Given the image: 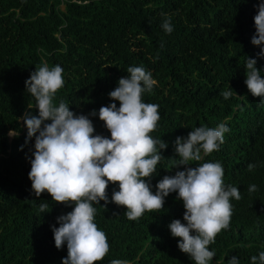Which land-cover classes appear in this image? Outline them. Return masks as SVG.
Wrapping results in <instances>:
<instances>
[{"label":"trees","instance_id":"trees-1","mask_svg":"<svg viewBox=\"0 0 264 264\" xmlns=\"http://www.w3.org/2000/svg\"><path fill=\"white\" fill-rule=\"evenodd\" d=\"M260 0H0V264H62L66 244L57 249L52 226L72 206L55 203L44 192L36 197L28 173L34 137L27 140L23 124L26 113L38 115L35 99L25 89V80L35 68L47 64L63 68V87L54 103L63 100L75 114L87 115L95 133L110 137L93 110L112 101L108 93L127 77L129 67L141 66L156 81L145 103L157 104L160 119L149 133L173 145L199 126L214 128L223 123L227 148L233 159L220 157L226 165L224 183L239 189L241 199H232L230 225L215 237L209 250L216 255L209 264H227L236 256L239 264H252L251 257L264 251V105L239 99L245 83L246 61L256 58L264 78L260 47L251 44L253 17ZM170 17L173 31L162 28ZM233 90L225 99L221 94ZM50 123V121H48ZM10 130L18 135L9 137ZM160 131L159 133H157ZM156 132V134H155ZM167 151L151 177L152 191L170 164ZM215 152V151H213ZM187 167L218 162L215 153ZM255 167L250 171L248 165ZM169 165V166H168ZM184 168L185 166H181ZM166 169V170H165ZM256 191L249 192V186ZM116 184L109 183V200ZM175 192L165 197L163 210L146 211L129 220L127 209L104 201L96 208L94 223L106 234L109 252L94 264L113 259L129 264H195L176 248L169 223L183 209ZM49 207L44 213L40 205ZM182 223H186L180 219Z\"/></svg>","mask_w":264,"mask_h":264},{"label":"clouds","instance_id":"clouds-1","mask_svg":"<svg viewBox=\"0 0 264 264\" xmlns=\"http://www.w3.org/2000/svg\"><path fill=\"white\" fill-rule=\"evenodd\" d=\"M253 17L255 34L251 38L254 46L264 45V0H260ZM166 33L173 27L170 17L162 23ZM264 58V46L256 54ZM257 59L246 61L244 85L239 99L247 98L264 105V78L256 67ZM63 68L43 64L30 73L25 80V89L35 99L38 115L26 113L23 124L27 129L26 143L34 137V151L30 160L28 179L36 197L47 192L55 203L72 206V210L56 218L58 227L52 226L55 247L65 244L67 256L62 264H94L109 252L106 234L94 223L96 208L93 204L104 201L103 208L111 202L123 206L129 220H137L146 211L163 210L165 197L175 192L183 202V209L176 213L168 229L174 238H179L176 248L188 254L195 264H209L215 251L209 245L215 237L230 225L233 206L231 200L242 197L237 187L225 185V163L221 157L233 159L235 150L244 141L239 140L233 148H227L225 136L230 129L223 123L214 126H199L190 131L186 138L176 137L174 151L180 157L175 163L171 151L173 145L149 135L160 119L157 104L145 103L142 94L151 92L156 81L150 72L141 66L129 67L127 77L118 80V86L108 93L112 101L107 106L93 110L89 115H98L110 137L94 134L95 128L87 115L75 114L69 104L61 100L54 103L57 90L65 83ZM221 94L228 99L233 90ZM50 121V123L48 122ZM158 131L157 133H159ZM156 134V132H155ZM10 136L18 135L10 130ZM167 151L170 169L152 191L151 177L157 173V165ZM217 151L218 162H205L196 167H187L190 161H201L204 155ZM213 152V153H215ZM169 166V165H168ZM181 166H185L182 168ZM255 165L249 164L251 171ZM166 170V169H165ZM109 183L116 184L109 200ZM249 192L256 191L250 185ZM42 213L49 207L40 206ZM183 219L186 223H182ZM252 264H264V251L251 257ZM110 264H129L127 260L113 259ZM227 264H239L232 256Z\"/></svg>","mask_w":264,"mask_h":264},{"label":"rangeland","instance_id":"rangeland-1","mask_svg":"<svg viewBox=\"0 0 264 264\" xmlns=\"http://www.w3.org/2000/svg\"><path fill=\"white\" fill-rule=\"evenodd\" d=\"M9 137H11L9 134H8Z\"/></svg>","mask_w":264,"mask_h":264}]
</instances>
